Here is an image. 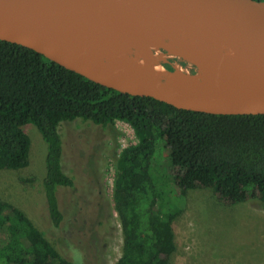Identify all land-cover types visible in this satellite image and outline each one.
Returning a JSON list of instances; mask_svg holds the SVG:
<instances>
[{
	"label": "trees",
	"instance_id": "1",
	"mask_svg": "<svg viewBox=\"0 0 264 264\" xmlns=\"http://www.w3.org/2000/svg\"><path fill=\"white\" fill-rule=\"evenodd\" d=\"M77 118L101 126L124 121L136 136L114 163L113 202L123 235L114 264H169L176 251L173 222L181 210L164 200L172 186L155 163L159 147L168 150L172 181L182 195L211 188L226 204L254 198L264 208V113L180 109L104 86L0 39V171L29 165L31 139L23 125L34 123L47 144L42 184L54 228L64 219L57 192L75 184L62 167L59 125ZM75 260L61 254L23 210L0 199V264H79Z\"/></svg>",
	"mask_w": 264,
	"mask_h": 264
},
{
	"label": "rangeland",
	"instance_id": "2",
	"mask_svg": "<svg viewBox=\"0 0 264 264\" xmlns=\"http://www.w3.org/2000/svg\"><path fill=\"white\" fill-rule=\"evenodd\" d=\"M156 53L164 58L163 66L197 70L194 64L152 45L151 54ZM23 129L31 139L30 163L19 170L0 171V199L23 210L65 257L75 256L79 264L80 257L82 264H114L123 247L113 202L114 163L123 147L136 142L133 128L122 121L108 126L81 118L61 122L62 167L75 184L61 186L57 192L64 218L59 228L51 225L42 184L47 144L34 123ZM154 160L163 172L157 174L168 175L172 186L167 193L163 191L164 200L181 210L173 222L177 248L169 264H264L260 200L230 205L220 201L211 188L190 189L182 195L172 181L168 150L159 147Z\"/></svg>",
	"mask_w": 264,
	"mask_h": 264
},
{
	"label": "water",
	"instance_id": "3",
	"mask_svg": "<svg viewBox=\"0 0 264 264\" xmlns=\"http://www.w3.org/2000/svg\"><path fill=\"white\" fill-rule=\"evenodd\" d=\"M158 9H165L168 16L146 15ZM74 12L83 14L87 27L77 25ZM185 26L207 37L227 62L221 88L211 95L143 79L151 42ZM195 37L189 38L187 46L191 62L212 78L209 62L201 60L199 47L193 46ZM0 39L30 47L104 86L180 109L264 113V0H0ZM137 42L140 60L134 53ZM114 46L120 47L125 62L120 84L76 62L82 52Z\"/></svg>",
	"mask_w": 264,
	"mask_h": 264
},
{
	"label": "bare ground",
	"instance_id": "4",
	"mask_svg": "<svg viewBox=\"0 0 264 264\" xmlns=\"http://www.w3.org/2000/svg\"><path fill=\"white\" fill-rule=\"evenodd\" d=\"M153 13L167 17L165 9H158L154 12H147L150 16ZM73 18L77 25L87 27V19L80 12H74ZM99 33V32H98ZM196 36L193 42L195 49H199L201 60L207 61L213 70V77H207L197 70H189L188 67L174 66L172 70L159 64L164 58L160 55L150 54L149 60L143 70V79L146 83L153 80L161 81L166 87H180L190 91L213 94L221 88V81L227 75L228 65L217 47L205 36L196 34L192 27L185 26L173 31L167 36L152 41V45H158L167 51L170 57H179L188 63L191 62V54L187 50L189 38ZM134 53L137 59H141V43L134 44ZM76 62L101 77L114 83L120 84L125 75V62L121 56L119 46L104 49L100 52H82L76 57ZM217 70V72H215ZM221 73V74H219Z\"/></svg>",
	"mask_w": 264,
	"mask_h": 264
},
{
	"label": "built area",
	"instance_id": "5",
	"mask_svg": "<svg viewBox=\"0 0 264 264\" xmlns=\"http://www.w3.org/2000/svg\"><path fill=\"white\" fill-rule=\"evenodd\" d=\"M119 121V120H118ZM122 122H124V121H122Z\"/></svg>",
	"mask_w": 264,
	"mask_h": 264
}]
</instances>
